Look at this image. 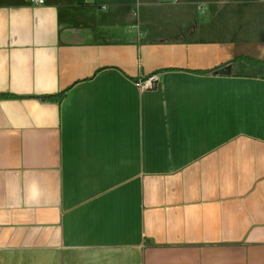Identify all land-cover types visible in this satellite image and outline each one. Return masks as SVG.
<instances>
[{"label":"crops","instance_id":"crops-1","mask_svg":"<svg viewBox=\"0 0 264 264\" xmlns=\"http://www.w3.org/2000/svg\"><path fill=\"white\" fill-rule=\"evenodd\" d=\"M32 1L0 0V264H264V0L166 37Z\"/></svg>","mask_w":264,"mask_h":264},{"label":"rangeland","instance_id":"rangeland-1","mask_svg":"<svg viewBox=\"0 0 264 264\" xmlns=\"http://www.w3.org/2000/svg\"><path fill=\"white\" fill-rule=\"evenodd\" d=\"M123 3L125 1H122ZM87 4H95V0H85ZM101 8L109 9L112 2H98ZM203 3H192L190 5L183 0H135L132 2L131 16L135 19L134 26L138 29L146 28L152 30L153 36H169L168 20L176 13H188L195 10L196 6ZM221 7L222 3H218ZM180 24V22H179Z\"/></svg>","mask_w":264,"mask_h":264},{"label":"built area","instance_id":"built-area-1","mask_svg":"<svg viewBox=\"0 0 264 264\" xmlns=\"http://www.w3.org/2000/svg\"><path fill=\"white\" fill-rule=\"evenodd\" d=\"M34 4H44L46 0H33L32 1ZM159 81V77L156 73L149 75L148 77L142 79L139 82V85L143 89H151L156 86V84Z\"/></svg>","mask_w":264,"mask_h":264},{"label":"water","instance_id":"water-1","mask_svg":"<svg viewBox=\"0 0 264 264\" xmlns=\"http://www.w3.org/2000/svg\"><path fill=\"white\" fill-rule=\"evenodd\" d=\"M231 71H232V66L231 65H228V66H225V67L219 69L217 71V73H219L221 75H228V74L231 73Z\"/></svg>","mask_w":264,"mask_h":264}]
</instances>
